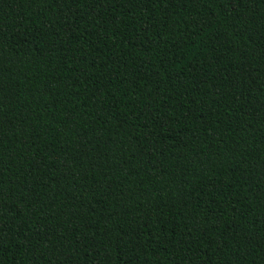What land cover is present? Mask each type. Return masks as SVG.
<instances>
[{
  "label": "trees",
  "instance_id": "16d2710c",
  "mask_svg": "<svg viewBox=\"0 0 264 264\" xmlns=\"http://www.w3.org/2000/svg\"><path fill=\"white\" fill-rule=\"evenodd\" d=\"M0 264H264V0H0Z\"/></svg>",
  "mask_w": 264,
  "mask_h": 264
}]
</instances>
